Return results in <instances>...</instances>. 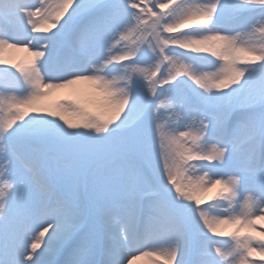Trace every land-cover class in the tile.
<instances>
[{"label": "snow or ice", "instance_id": "snow-or-ice-1", "mask_svg": "<svg viewBox=\"0 0 264 264\" xmlns=\"http://www.w3.org/2000/svg\"><path fill=\"white\" fill-rule=\"evenodd\" d=\"M260 222L264 0H0V264H264Z\"/></svg>", "mask_w": 264, "mask_h": 264}, {"label": "bare ground", "instance_id": "bare-ground-1", "mask_svg": "<svg viewBox=\"0 0 264 264\" xmlns=\"http://www.w3.org/2000/svg\"><path fill=\"white\" fill-rule=\"evenodd\" d=\"M27 55H28L27 53H23V52L13 53L12 58L17 62H22L26 59ZM81 87H87V86H81ZM134 264H155V259L151 257H141V259L134 261Z\"/></svg>", "mask_w": 264, "mask_h": 264}]
</instances>
